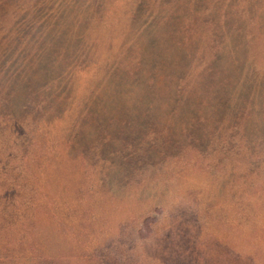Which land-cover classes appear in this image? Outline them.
<instances>
[{
    "label": "rangeland",
    "instance_id": "rangeland-1",
    "mask_svg": "<svg viewBox=\"0 0 264 264\" xmlns=\"http://www.w3.org/2000/svg\"><path fill=\"white\" fill-rule=\"evenodd\" d=\"M0 264H264V0H0Z\"/></svg>",
    "mask_w": 264,
    "mask_h": 264
}]
</instances>
